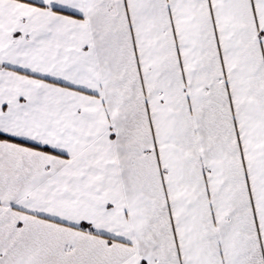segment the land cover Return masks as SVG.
<instances>
[{
    "label": "snow or ice",
    "instance_id": "obj_1",
    "mask_svg": "<svg viewBox=\"0 0 264 264\" xmlns=\"http://www.w3.org/2000/svg\"><path fill=\"white\" fill-rule=\"evenodd\" d=\"M0 264H264V0H0Z\"/></svg>",
    "mask_w": 264,
    "mask_h": 264
}]
</instances>
